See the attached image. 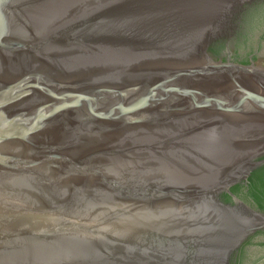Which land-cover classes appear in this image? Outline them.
Segmentation results:
<instances>
[{"label":"water","instance_id":"obj_1","mask_svg":"<svg viewBox=\"0 0 264 264\" xmlns=\"http://www.w3.org/2000/svg\"><path fill=\"white\" fill-rule=\"evenodd\" d=\"M253 0H0V264H227L219 200L264 152V69L214 61Z\"/></svg>","mask_w":264,"mask_h":264},{"label":"flooded vegetation","instance_id":"obj_2","mask_svg":"<svg viewBox=\"0 0 264 264\" xmlns=\"http://www.w3.org/2000/svg\"><path fill=\"white\" fill-rule=\"evenodd\" d=\"M207 52L214 61L254 65L264 69V0L239 6L227 29L209 43ZM246 179H239L218 198L230 205H244L264 215L251 190L264 180V152L255 159ZM227 196V200L224 196ZM227 264H264V228L249 234L230 254Z\"/></svg>","mask_w":264,"mask_h":264},{"label":"trees","instance_id":"obj_3","mask_svg":"<svg viewBox=\"0 0 264 264\" xmlns=\"http://www.w3.org/2000/svg\"><path fill=\"white\" fill-rule=\"evenodd\" d=\"M252 196L254 197L255 201L257 202L258 206L261 209H264V180L254 189L251 191ZM224 199L227 200V196L223 195Z\"/></svg>","mask_w":264,"mask_h":264}]
</instances>
